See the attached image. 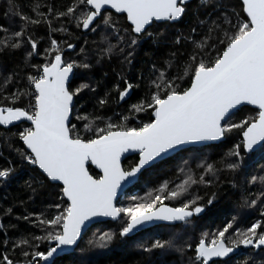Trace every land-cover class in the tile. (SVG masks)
Instances as JSON below:
<instances>
[{
	"label": "snow or ice",
	"instance_id": "snow-or-ice-1",
	"mask_svg": "<svg viewBox=\"0 0 264 264\" xmlns=\"http://www.w3.org/2000/svg\"><path fill=\"white\" fill-rule=\"evenodd\" d=\"M190 2L71 0L63 10L46 5L47 11H41V5L37 4L33 11L38 18L15 13L22 22L18 30L9 31L0 25V32L4 33L0 38V57L20 53L22 63L35 70V74L26 72L17 79L19 66L6 77L0 67L4 84L16 85L11 91L0 90V127L7 133L17 126L15 122H29L12 133V137L22 142V148H14L7 135L3 136V144L13 149L22 161L38 168L41 178L58 187L61 196L59 203L51 205L57 210L51 217L32 213L22 217L40 234L21 236L15 241L5 238L0 264H56L57 254L74 249L97 217L124 218V223L118 233L94 234L95 238L87 242L91 247L106 248L146 224L163 222L173 231L167 239L156 238L140 245L148 257L175 253L180 256V264H184L185 256L187 264H229L240 246L264 254V207L260 213L262 219L244 229L236 228L227 239L226 234L233 227L231 221L215 230L211 239L207 233L198 242L183 239L205 210L202 198L192 195V186L217 183L221 174V169L215 163H208L207 158L198 165L203 168L199 181L193 179L191 169L181 166L179 171L185 178L179 184H162L147 194L148 199L132 196V203L126 206L118 207L114 203L124 184L135 180L143 169L167 159L169 153L189 151L196 145L208 147L235 133L237 142L220 163L224 169L238 174L248 155L264 152V0H238L239 10L230 8L228 0H198L196 22L186 32L170 33L168 29L188 14ZM8 4L12 11L14 0H8ZM114 14L126 17L127 24L113 20ZM54 20L61 24L59 29L52 27ZM45 23L50 31L69 36L65 24L74 23L78 30L93 34L100 31L104 46L99 49L97 64L118 55L123 63L131 65L136 50L145 45L150 50L171 45L186 51L171 52L163 68L152 64L146 94L129 106L127 114L114 113L115 120L113 116L77 115V120L87 121L81 130L72 123V111L84 90L95 93V88L88 83L73 88L72 77L78 69L90 70L92 63L88 58L65 59V51H74L75 45L54 38H50L49 47L40 53L29 26L34 30ZM206 25L207 30L202 31ZM37 54L44 62L30 64ZM117 76L123 81V89L117 84L106 91L97 100L99 109H105L110 101H123L144 79L143 73L136 83L126 76ZM22 81L26 83L20 87ZM111 92L118 93V97L111 96ZM244 105L254 106V114L238 116ZM141 113L148 119H140ZM128 150L137 152L139 158L130 169H124L121 155ZM89 161L99 169L96 176L86 167ZM187 163L184 161V165ZM14 173L11 166L0 168V182H7ZM256 180L252 176L247 182L252 185ZM260 180L264 184V176ZM33 182L29 180L25 184L35 193ZM250 196L242 197L241 207L264 206V190L249 203ZM214 197L215 193L207 200L208 205ZM165 201H175L179 206L169 207ZM44 244L46 251L41 250Z\"/></svg>",
	"mask_w": 264,
	"mask_h": 264
},
{
	"label": "trees",
	"instance_id": "trees-1",
	"mask_svg": "<svg viewBox=\"0 0 264 264\" xmlns=\"http://www.w3.org/2000/svg\"><path fill=\"white\" fill-rule=\"evenodd\" d=\"M70 2L71 0H14L15 8L9 11L8 0H0V25H4L9 31L18 30L22 22L15 13L38 18L33 11L37 4L41 5V11H47L46 5H54L55 8L63 10ZM197 3L198 0H193L189 3L188 14L182 22H178L168 29L170 33L188 31L189 26L196 22ZM228 3L230 8L239 10L236 8L238 0H228ZM201 18H204L203 13H201ZM112 19L119 21L121 25L127 24L126 17L114 14ZM210 23L211 20H208V24ZM64 26L69 28L70 36L59 31H50L46 23L35 27L34 30L30 25L29 31H33L34 38L37 39L40 53H43L44 49L49 47L50 38H54L58 41L71 42L75 45L74 51H65V59L83 60L88 58L91 61L92 68L90 70L85 72L82 69H78L76 70V75L72 78L73 88L79 87L82 83H88L92 88H95V93L91 89H85L75 102L71 120L81 130L87 121L77 120V115H89L90 118L92 115L113 116L115 120L117 118L113 115L114 113L127 114L129 106L145 96L152 64L155 63L158 68H163L165 67L164 62L170 58L171 52L186 51L183 47H173L171 45L157 50H150L145 45L136 50L131 65L123 63V58L118 55L113 56L111 61L105 59L102 64H97L96 59L99 55V49L104 46L101 43V32L97 31L95 34L90 31L84 32L78 30L74 23L71 25L65 24ZM52 27L59 29L61 24L54 20ZM206 30L207 25L202 31ZM3 35L4 33L0 32V38H3ZM27 47L30 48V46ZM61 47H65V45L62 44ZM43 62V57L39 54L30 60V64L38 65ZM17 66L21 69L20 77H17V79H21L26 72L35 74V70L29 64L22 63L20 53L12 57H0V67L4 69L3 76L6 77L9 71ZM172 70H176L175 61ZM141 73H143L144 79L139 81L140 87L134 88L128 98L123 101H110L103 110L97 107L98 98L104 96L106 91H111L117 84H119L121 90L123 89V81L118 79L117 74L126 76L131 82L136 83L137 77ZM24 83L26 81H22L19 86L23 87ZM15 87V84H12L11 87L5 85L3 79H0V90L11 91ZM111 96L118 97V93L111 92ZM0 99H2V96H0ZM253 114L254 109L243 107L238 116H251ZM139 117L144 120L148 119L143 113L139 114ZM132 123L135 124L136 121H132ZM16 125V127H11L7 133L0 127V168L11 166L15 169L14 175L7 182H0V251L3 250L2 245L5 238L9 241H15L21 236H29L33 233L39 235V230L28 221L23 220L22 217L29 215V213L44 214L47 217H51L57 211L51 205L59 203L61 200L58 187L49 185L47 181L41 178L37 168L22 161L13 149L4 146L3 136L7 135L12 140L14 148L23 147L18 137H12V133L29 124L23 122L16 123ZM236 142L234 133L217 145L191 148L189 151L179 152L175 156L152 166L144 171L139 181L118 200L117 206L129 205L132 203L130 199L132 196L148 199L147 194L153 189L159 188L162 184L168 182L179 184L185 178V175L179 171L181 166H184L186 170L191 169L193 179L199 181L203 168L198 167V165L202 159L207 158L208 163H215L221 169V174L217 183L207 186L197 183L192 186V195H198L202 198L201 202L205 205V210L189 227L188 235L184 236L183 239L190 242H198L199 238L205 233L208 234L207 238L211 239V235L214 234L215 230L222 228L230 221L233 223V227L226 234V239L233 236L236 228L244 229L250 226L252 222L262 219L260 213L261 208L264 207H241L242 197L251 194L250 203V199L257 198L260 192L264 190V184L260 180V177L264 176V152L256 151L248 155L238 174H233L224 169L220 163L225 153ZM184 161L188 162L187 165H184ZM135 162L136 158H128L123 161L122 166L124 169H130ZM89 171L91 175H97L90 167ZM252 176H256L257 180L250 185L247 181ZM29 180L34 181L35 193L25 184V181ZM213 193H215L213 203L208 205L207 200L213 196ZM165 203L172 207L179 206L175 201H165ZM8 209H11V212H8ZM32 218L35 219V215ZM123 223L124 218H121L117 222L93 225L83 236L75 251L70 255L56 259V264H180V256L178 254L171 253L148 257L140 249L141 244H148L153 239H167L169 237L173 229L163 225L155 226L133 237H127L122 240L117 239L106 248L91 247L87 243L90 239L95 238L94 234L98 236L101 233L110 231L118 233ZM41 250L46 251L47 245H42ZM9 254H11V243H9ZM16 256L19 257V252L16 253ZM187 259L188 257L185 256L184 264H187ZM250 261L252 264H260L261 261H264V254L251 249L243 250L240 246L239 252L233 256L229 264H249Z\"/></svg>",
	"mask_w": 264,
	"mask_h": 264
},
{
	"label": "water",
	"instance_id": "water-1",
	"mask_svg": "<svg viewBox=\"0 0 264 264\" xmlns=\"http://www.w3.org/2000/svg\"><path fill=\"white\" fill-rule=\"evenodd\" d=\"M192 1H193V0H191V2H192ZM111 11L114 13V10H111ZM117 15H119V14H117ZM72 78H73V77H72ZM129 96H130V94H128L125 98H128ZM243 107H250V108L254 109V106H251V105H244ZM243 107H242V108H243ZM25 122H26V121H25ZM15 123H20V122H15ZM26 123L29 124V122H26ZM222 141H223V140H222ZM222 141L213 142L211 145H217V144L221 143ZM201 147H203V146L196 145V146H194L193 148H201ZM179 152H180V151L178 150L176 153H169V157H168V158L174 156L175 154H177V153H179ZM133 156H137V158H139V157H138V153L135 152L134 150H128L127 152L122 153V155H121V166H122V163H123L124 160H126L127 158H130V157H133ZM168 158H167V159H168ZM163 160H165V159H162L161 161H163ZM137 161H138V160H137ZM161 161H159V162H161ZM159 162H157V163H159ZM157 163H156V164H157ZM86 167H88V168H89V167L92 168L97 174L99 173V169H96L94 165H91L90 161H89V162H86ZM151 167H152V166H151ZM122 168H123V166H122ZM148 168H150V167H147V168H145V169H148ZM37 169H38V168H37ZM145 169H143V170L138 174V176H137V178H136L135 180H132V181H130L129 183L124 184L123 187L120 188V189L118 190L117 197L114 199V203L116 204V206H117L118 200L121 199V198L125 195L126 191H127L129 188H131L132 186H134V185L138 182V179H139L140 175L145 171ZM38 170H39V169H38ZM39 172H40V171H39ZM168 206H169V205H168ZM169 207H171V206H169ZM117 221H118V220H113V219L110 218V217H97V218L93 219V221H92L91 224L89 225V228L92 227L93 225H96V224L106 223V222H117ZM161 225L166 226L163 222H155V224H146V225H144L143 228H141V229H137L134 233L130 234L129 237H133V236H135V235H137V234H139V233H141V232H143V231H146V230H148V229H150V228H153V227H155V226H161ZM89 228H88V230H89ZM88 230H87V231H88ZM87 231H86V232H87ZM85 234H86V233H85ZM85 234H84V235H85ZM84 235H83V236H84ZM80 241H81V240H80ZM80 241H79V243H80ZM78 245H79V244H78ZM78 245H77V246H78ZM77 246H76L74 249H67V250H65V251L62 252V253H58L56 259H58L59 257L65 256V255H70V254H72V253L75 251V249L77 248ZM241 248H242L243 250H248V249H244L243 246H241ZM255 251H259V250H255ZM238 252H239V249H238V251H237L234 255H236Z\"/></svg>",
	"mask_w": 264,
	"mask_h": 264
},
{
	"label": "flooded vegetation",
	"instance_id": "flooded-vegetation-1",
	"mask_svg": "<svg viewBox=\"0 0 264 264\" xmlns=\"http://www.w3.org/2000/svg\"><path fill=\"white\" fill-rule=\"evenodd\" d=\"M178 154V153H177ZM130 158H136V161L138 160L137 156H133V157H130ZM128 159V158H127ZM165 161V160H164ZM163 162V161H162ZM161 163V162H160ZM142 175V174H141ZM140 179V178H139Z\"/></svg>",
	"mask_w": 264,
	"mask_h": 264
},
{
	"label": "bare ground",
	"instance_id": "bare-ground-1",
	"mask_svg": "<svg viewBox=\"0 0 264 264\" xmlns=\"http://www.w3.org/2000/svg\"><path fill=\"white\" fill-rule=\"evenodd\" d=\"M176 155V154H175ZM169 159V158H168ZM166 160V159H165ZM164 161V160H163ZM162 162V161H161ZM160 163V162H159ZM159 163H157V164H159ZM156 165V164H155ZM154 166V165H153ZM151 168V167H150ZM149 169V168H148ZM147 169H145V171H146ZM141 176V175H140ZM140 178V177H139ZM138 181H139V179H138ZM172 207V206H171Z\"/></svg>",
	"mask_w": 264,
	"mask_h": 264
},
{
	"label": "rangeland",
	"instance_id": "rangeland-1",
	"mask_svg": "<svg viewBox=\"0 0 264 264\" xmlns=\"http://www.w3.org/2000/svg\"><path fill=\"white\" fill-rule=\"evenodd\" d=\"M175 156V155H174ZM173 157V156H172ZM171 158V157H170ZM167 160V159H166Z\"/></svg>",
	"mask_w": 264,
	"mask_h": 264
}]
</instances>
